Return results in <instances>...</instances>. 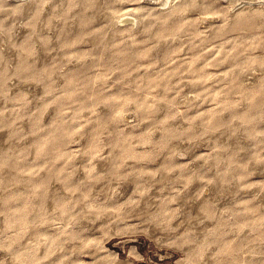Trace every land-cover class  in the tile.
Instances as JSON below:
<instances>
[{"label": "rangeland", "instance_id": "374dc122", "mask_svg": "<svg viewBox=\"0 0 264 264\" xmlns=\"http://www.w3.org/2000/svg\"><path fill=\"white\" fill-rule=\"evenodd\" d=\"M29 1L0 0V264H264V0Z\"/></svg>", "mask_w": 264, "mask_h": 264}, {"label": "bare ground", "instance_id": "6f19581e", "mask_svg": "<svg viewBox=\"0 0 264 264\" xmlns=\"http://www.w3.org/2000/svg\"><path fill=\"white\" fill-rule=\"evenodd\" d=\"M156 1H159V4L162 5V6H165V5H172L174 4V2L176 0H156ZM16 2V1H15ZM43 2V1H41ZM29 3H31V0L29 1ZM35 6V5H34ZM6 10V9H5ZM121 22H126V21H133L135 20V17L134 15H128V16H122V18L120 19ZM131 23V22H130ZM3 33V32H2Z\"/></svg>", "mask_w": 264, "mask_h": 264}]
</instances>
